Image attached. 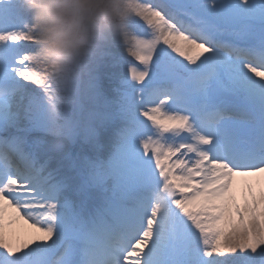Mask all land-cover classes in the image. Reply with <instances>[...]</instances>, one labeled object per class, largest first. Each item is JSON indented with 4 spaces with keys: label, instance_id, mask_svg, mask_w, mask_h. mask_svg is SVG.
<instances>
[{
    "label": "snow or ice",
    "instance_id": "obj_1",
    "mask_svg": "<svg viewBox=\"0 0 264 264\" xmlns=\"http://www.w3.org/2000/svg\"><path fill=\"white\" fill-rule=\"evenodd\" d=\"M127 18L142 67L90 114L105 154L66 166L88 66L66 107L0 0V264H264V0H129Z\"/></svg>",
    "mask_w": 264,
    "mask_h": 264
},
{
    "label": "clouds",
    "instance_id": "obj_2",
    "mask_svg": "<svg viewBox=\"0 0 264 264\" xmlns=\"http://www.w3.org/2000/svg\"><path fill=\"white\" fill-rule=\"evenodd\" d=\"M129 0H13L36 38L30 62L70 107L85 68L122 42Z\"/></svg>",
    "mask_w": 264,
    "mask_h": 264
},
{
    "label": "rangeland",
    "instance_id": "obj_3",
    "mask_svg": "<svg viewBox=\"0 0 264 264\" xmlns=\"http://www.w3.org/2000/svg\"><path fill=\"white\" fill-rule=\"evenodd\" d=\"M137 21L139 27L137 25H131V28L133 31L146 35L148 31L147 26L142 21H139L138 18ZM140 28H142V31L139 30ZM22 43L28 49L33 47V45L26 42ZM117 57L122 58L123 62L116 64ZM130 67L142 66L127 53L124 47L119 45L106 48L98 58L88 65V78L94 85L96 102L91 99L86 100L79 110L70 114V119L75 124V135L67 142V149L70 151L67 154L70 158L64 159L69 163L66 166H72L73 164L79 166L84 157L96 158L98 156L97 150L101 147L98 142L103 137L102 131H105L103 127L109 126V122L91 118L90 114L97 111H104L106 106L114 105L117 98L116 89L121 87V79H126L130 83H133L128 73V68ZM134 86L140 87L139 85ZM89 128L95 130L96 136L94 140L87 137L86 129ZM37 135H41L45 139H50H46L47 141H54L56 139L48 133H40Z\"/></svg>",
    "mask_w": 264,
    "mask_h": 264
},
{
    "label": "bare ground",
    "instance_id": "obj_4",
    "mask_svg": "<svg viewBox=\"0 0 264 264\" xmlns=\"http://www.w3.org/2000/svg\"><path fill=\"white\" fill-rule=\"evenodd\" d=\"M103 128L105 129V131L104 130L102 131V136L103 137L98 142V144L101 146L97 150L98 151V156H103L105 154L106 147H107V139H108L107 138L108 137V134L107 133H108V130H109V126H104ZM46 139H48V138H46ZM48 140H50V139H48ZM67 152H69V149H67ZM53 159H54V162L55 161L63 160V162H64L65 165H69V163L64 160V157L61 154H54ZM250 179L255 180V178H250Z\"/></svg>",
    "mask_w": 264,
    "mask_h": 264
}]
</instances>
